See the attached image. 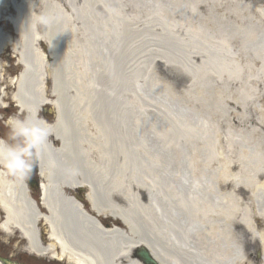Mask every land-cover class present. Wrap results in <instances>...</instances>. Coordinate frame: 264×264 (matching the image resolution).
Here are the masks:
<instances>
[{
  "label": "bare ground",
  "instance_id": "1",
  "mask_svg": "<svg viewBox=\"0 0 264 264\" xmlns=\"http://www.w3.org/2000/svg\"><path fill=\"white\" fill-rule=\"evenodd\" d=\"M156 35L187 40L190 85L211 90L226 72L264 94V0H0V106L9 98L20 111L8 124L33 143L43 179L35 203L16 172L21 158L0 138V230L66 264H146L142 247L156 264H254L256 243L264 264V212L252 219L235 205L236 191L223 189L247 184L254 197L259 189L223 170L224 147L241 150L237 131L221 143L225 102L201 118L195 108L158 124L128 97L130 55L139 38ZM238 50L246 56L228 54ZM7 67L19 69L8 93ZM186 94L197 107L198 91ZM224 96L264 116L243 104L247 93ZM49 103L52 123L40 115ZM258 154L239 160L254 156L263 172Z\"/></svg>",
  "mask_w": 264,
  "mask_h": 264
},
{
  "label": "rangeland",
  "instance_id": "2",
  "mask_svg": "<svg viewBox=\"0 0 264 264\" xmlns=\"http://www.w3.org/2000/svg\"><path fill=\"white\" fill-rule=\"evenodd\" d=\"M186 41L185 38L174 37L173 35H156L139 38L137 43L139 50L130 55V66H128L126 72L130 79V85L127 91V94H129L128 97L139 102L142 101L141 106L145 113L150 114L158 124H161L162 119L166 121L167 116H169L168 114H171L173 117L177 116L174 119L176 122H179L178 114L180 112L186 110L194 113L195 108L198 110L197 116L201 118L205 112L210 113L214 106L217 108L224 101L225 107L230 110L228 114L230 121L226 125L222 122L220 127L217 126L218 134L222 137L221 143L223 142V146L226 145L227 137L237 131L239 133L241 150L234 149L235 151H230L226 146L224 147L225 152L223 155L226 161L223 170L226 169L227 173H237L243 185L244 183H249L259 189L256 190L255 197L252 195V189L246 187L247 184L246 186L234 187L231 182H224L223 189L227 192L234 189L236 191L235 194L239 196L237 203L234 204L241 209V212H250L252 219L253 217H257L262 221L260 215H263L262 213L264 212V171H257L258 168H255L254 156H252L253 161H246L244 163L239 159L243 154L253 152L259 153L257 158L260 155L264 157V151H261L258 146V143L263 139V136L261 138L260 135L262 134L261 132H264V116L246 113L242 104H240L241 99H238L239 102L235 101V103H232L225 100L226 97L224 95L228 92L236 96L247 93V100L243 104L264 110V102L259 101V98L264 94L262 92L261 94L259 93L256 85L242 83V80L238 78L237 74L233 78H230L229 73L226 72L221 75L222 78H214L211 81V90L201 86L198 82L190 85V78L184 76L182 72V69L186 66V62L184 60L185 52L181 43H185ZM229 53L233 56L238 54L241 56V59L246 56L244 55V50H238L236 52L228 51ZM248 56H250V53L247 54ZM8 68H5V74L10 75L7 77V80L13 78L19 71L18 68H15L11 72ZM118 71L121 78L123 75H121L122 73L119 69ZM49 87L48 94L50 92L52 94V83L51 85L49 84ZM198 87H200L201 92ZM71 88L74 89V86ZM71 88L66 89V94L75 96V90L72 91ZM140 88H142V91L138 94L136 89ZM191 88L198 91L197 107L186 104L189 103V100L186 99L188 98L186 97V92H189ZM119 92L122 93V89H119ZM50 98L52 99V97ZM210 101L215 102L209 103ZM6 104L13 109L6 111L0 106L1 140L11 149L13 148L16 154L19 152L28 155V152H34L30 143L8 124V120L11 117L18 116V110L14 107V103H11L10 99L7 100ZM41 116L49 123L54 122L56 119V111L53 105H46L41 112ZM258 123H262L263 125L260 126ZM239 154L240 157L238 158ZM22 164H26L24 169L21 167ZM21 165L16 168V172L26 182L30 178L43 181L38 173L32 169L30 170V167L33 166L34 168L36 166L33 158H25L22 160ZM215 168V165H211L210 176H215ZM261 168L264 169V166H261ZM38 187L39 185L37 186V190L32 192L37 200L39 199ZM229 204H232V201L227 196V205ZM254 245L251 256L253 260L250 257L249 260L254 264H260L262 247L258 243ZM0 259L4 260L0 264H66L65 262L52 260L50 257H40L27 251L26 242L20 238L18 233L16 235H8L1 230Z\"/></svg>",
  "mask_w": 264,
  "mask_h": 264
},
{
  "label": "water",
  "instance_id": "3",
  "mask_svg": "<svg viewBox=\"0 0 264 264\" xmlns=\"http://www.w3.org/2000/svg\"><path fill=\"white\" fill-rule=\"evenodd\" d=\"M141 258L148 264H156V261L150 256L149 252L145 249H141L139 252Z\"/></svg>",
  "mask_w": 264,
  "mask_h": 264
},
{
  "label": "flooded vegetation",
  "instance_id": "4",
  "mask_svg": "<svg viewBox=\"0 0 264 264\" xmlns=\"http://www.w3.org/2000/svg\"><path fill=\"white\" fill-rule=\"evenodd\" d=\"M8 69H9L10 71L13 70V68H8ZM13 71H14V70H13ZM11 72H12V71H11ZM4 76H5V78H7V77L10 76V75H8V74L6 75L5 72H4ZM4 88H5V90H8L7 85H5V84H4ZM9 91H10V90H8V92H9ZM8 92H7V93H8ZM10 109H11V108H6L5 110H6V111H9Z\"/></svg>",
  "mask_w": 264,
  "mask_h": 264
}]
</instances>
